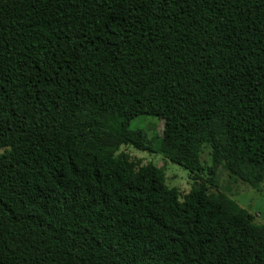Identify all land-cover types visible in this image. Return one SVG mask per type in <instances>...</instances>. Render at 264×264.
Returning a JSON list of instances; mask_svg holds the SVG:
<instances>
[{"label": "trees", "instance_id": "16d2710c", "mask_svg": "<svg viewBox=\"0 0 264 264\" xmlns=\"http://www.w3.org/2000/svg\"><path fill=\"white\" fill-rule=\"evenodd\" d=\"M219 169L264 183V0H0V264H264Z\"/></svg>", "mask_w": 264, "mask_h": 264}, {"label": "rangeland", "instance_id": "374dc122", "mask_svg": "<svg viewBox=\"0 0 264 264\" xmlns=\"http://www.w3.org/2000/svg\"><path fill=\"white\" fill-rule=\"evenodd\" d=\"M140 126L147 128V132L151 134V128L160 136L162 122L151 116H140L131 122V127ZM151 129V130H150ZM150 130V131H149ZM209 146L204 144L200 150V162L203 169H206L210 164ZM119 152H124L130 156L131 159L137 161L140 165L151 163L160 168L165 175V184L168 187L176 188L183 196L186 194L192 183V176L187 170L182 167L169 162L165 157L159 153H148L135 150L130 146H122ZM222 169L218 171L219 191L225 193L229 198L234 200L240 208L245 209L254 216V223H264V183L257 188H252L241 181H235L225 175ZM227 174V173H226ZM201 179L205 178L204 172L200 174Z\"/></svg>", "mask_w": 264, "mask_h": 264}]
</instances>
